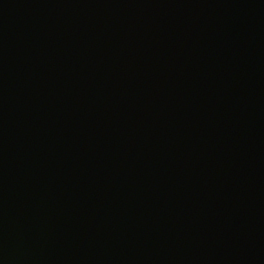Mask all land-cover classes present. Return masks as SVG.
Listing matches in <instances>:
<instances>
[{
    "label": "water",
    "instance_id": "1",
    "mask_svg": "<svg viewBox=\"0 0 264 264\" xmlns=\"http://www.w3.org/2000/svg\"><path fill=\"white\" fill-rule=\"evenodd\" d=\"M0 264H264V0H0Z\"/></svg>",
    "mask_w": 264,
    "mask_h": 264
}]
</instances>
